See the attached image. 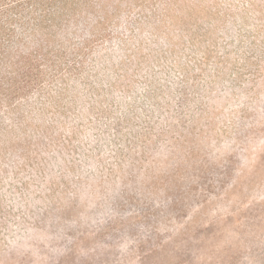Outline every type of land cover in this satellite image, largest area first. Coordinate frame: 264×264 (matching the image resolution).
<instances>
[{"label":"rangeland","instance_id":"obj_1","mask_svg":"<svg viewBox=\"0 0 264 264\" xmlns=\"http://www.w3.org/2000/svg\"><path fill=\"white\" fill-rule=\"evenodd\" d=\"M51 24L0 55V264H264V0Z\"/></svg>","mask_w":264,"mask_h":264},{"label":"trees","instance_id":"obj_2","mask_svg":"<svg viewBox=\"0 0 264 264\" xmlns=\"http://www.w3.org/2000/svg\"><path fill=\"white\" fill-rule=\"evenodd\" d=\"M91 0H0V55L13 48L19 32L45 26L53 28L51 20L66 22ZM53 16V18H52ZM52 18V19H51ZM1 61V60H0Z\"/></svg>","mask_w":264,"mask_h":264}]
</instances>
